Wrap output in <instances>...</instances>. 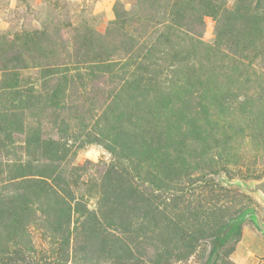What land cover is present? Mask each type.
Instances as JSON below:
<instances>
[{
    "label": "rangeland",
    "instance_id": "374dc122",
    "mask_svg": "<svg viewBox=\"0 0 264 264\" xmlns=\"http://www.w3.org/2000/svg\"><path fill=\"white\" fill-rule=\"evenodd\" d=\"M263 184L264 0H0V264H264Z\"/></svg>",
    "mask_w": 264,
    "mask_h": 264
},
{
    "label": "water",
    "instance_id": "95a60500",
    "mask_svg": "<svg viewBox=\"0 0 264 264\" xmlns=\"http://www.w3.org/2000/svg\"><path fill=\"white\" fill-rule=\"evenodd\" d=\"M260 189H262L264 191V184L260 187ZM258 227L261 229V231L264 234V227H262L261 225H259Z\"/></svg>",
    "mask_w": 264,
    "mask_h": 264
},
{
    "label": "crops",
    "instance_id": "0c3cea01",
    "mask_svg": "<svg viewBox=\"0 0 264 264\" xmlns=\"http://www.w3.org/2000/svg\"><path fill=\"white\" fill-rule=\"evenodd\" d=\"M256 228H258V230L260 231V229H259V227H258V225L256 224V226H255ZM257 230V229H256ZM261 233H262V231H260Z\"/></svg>",
    "mask_w": 264,
    "mask_h": 264
},
{
    "label": "trees",
    "instance_id": "16d2710c",
    "mask_svg": "<svg viewBox=\"0 0 264 264\" xmlns=\"http://www.w3.org/2000/svg\"><path fill=\"white\" fill-rule=\"evenodd\" d=\"M247 214H249V212Z\"/></svg>",
    "mask_w": 264,
    "mask_h": 264
}]
</instances>
